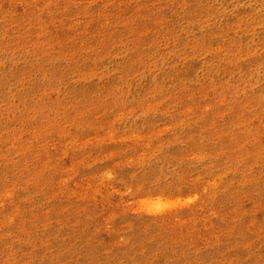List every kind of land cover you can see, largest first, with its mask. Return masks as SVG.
<instances>
[{"label":"rangeland","instance_id":"1","mask_svg":"<svg viewBox=\"0 0 264 264\" xmlns=\"http://www.w3.org/2000/svg\"><path fill=\"white\" fill-rule=\"evenodd\" d=\"M0 264H264V0H0Z\"/></svg>","mask_w":264,"mask_h":264}]
</instances>
